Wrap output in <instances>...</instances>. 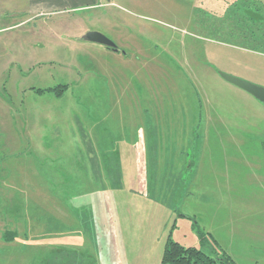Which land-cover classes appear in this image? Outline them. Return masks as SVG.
<instances>
[{
  "label": "rangeland",
  "instance_id": "rangeland-1",
  "mask_svg": "<svg viewBox=\"0 0 264 264\" xmlns=\"http://www.w3.org/2000/svg\"><path fill=\"white\" fill-rule=\"evenodd\" d=\"M7 1L0 264H159L168 236L264 264V104L219 74L264 86V0H108L30 21Z\"/></svg>",
  "mask_w": 264,
  "mask_h": 264
},
{
  "label": "crops",
  "instance_id": "crops-1",
  "mask_svg": "<svg viewBox=\"0 0 264 264\" xmlns=\"http://www.w3.org/2000/svg\"><path fill=\"white\" fill-rule=\"evenodd\" d=\"M107 3H109L108 0L107 1L106 0H8L5 4H7V6L11 10L13 9V11H16V12L23 11L22 13L25 16L26 21L28 20L30 21L38 17H43L46 15H52V14H63V13L75 14L76 13L77 15H79L80 13L78 14L77 12L96 10ZM0 4H3V3L0 2ZM81 14H84V13H81ZM80 20L82 21V19ZM82 29L85 30L84 32H87L89 30L88 28L85 29L83 27ZM82 29L79 32L83 31ZM84 32L83 34H85ZM103 46L107 50L119 53V49L117 46H116L117 50L109 49L105 45ZM260 167L261 166H259L255 170L263 174L264 172L262 173ZM261 174L259 176H261ZM261 177H262V180L259 181V183L263 185L264 176H261ZM262 196L264 197V190H263Z\"/></svg>",
  "mask_w": 264,
  "mask_h": 264
},
{
  "label": "trees",
  "instance_id": "trees-1",
  "mask_svg": "<svg viewBox=\"0 0 264 264\" xmlns=\"http://www.w3.org/2000/svg\"><path fill=\"white\" fill-rule=\"evenodd\" d=\"M62 85H56L54 87L48 88L49 90L58 92V94L63 91ZM54 88H59L54 89ZM185 216V215H183ZM195 228L197 225L195 223ZM199 242L203 248L210 239L206 236V233L201 229H196ZM5 238V237H4ZM213 255V256H212ZM159 264H236L231 257L225 251H216L214 248L211 249V254H207L202 249L188 246L185 247L180 243L172 240L169 236L165 242L162 256Z\"/></svg>",
  "mask_w": 264,
  "mask_h": 264
},
{
  "label": "water",
  "instance_id": "water-1",
  "mask_svg": "<svg viewBox=\"0 0 264 264\" xmlns=\"http://www.w3.org/2000/svg\"><path fill=\"white\" fill-rule=\"evenodd\" d=\"M82 39L89 42L105 45L109 49L117 50L116 44L111 39L107 38L105 35L98 31H87L82 36ZM219 74L223 79L246 91L247 93H249L264 104V86L248 82L246 80L229 75L225 72H219Z\"/></svg>",
  "mask_w": 264,
  "mask_h": 264
}]
</instances>
